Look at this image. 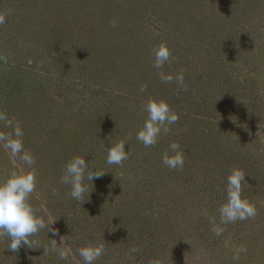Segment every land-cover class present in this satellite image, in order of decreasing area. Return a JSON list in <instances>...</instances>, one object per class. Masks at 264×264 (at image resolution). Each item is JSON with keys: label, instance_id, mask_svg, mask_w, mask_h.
I'll use <instances>...</instances> for the list:
<instances>
[{"label": "rangeland", "instance_id": "1", "mask_svg": "<svg viewBox=\"0 0 264 264\" xmlns=\"http://www.w3.org/2000/svg\"><path fill=\"white\" fill-rule=\"evenodd\" d=\"M0 12V182L34 172L30 203L56 230L16 252L0 235V264H84L86 246L104 249L94 264H264V0H0ZM149 99L179 119L145 147ZM120 141L129 159L108 164ZM174 142L184 165L170 169ZM78 156L104 173L79 202L61 182ZM233 169L256 214L223 223Z\"/></svg>", "mask_w": 264, "mask_h": 264}, {"label": "clouds", "instance_id": "2", "mask_svg": "<svg viewBox=\"0 0 264 264\" xmlns=\"http://www.w3.org/2000/svg\"><path fill=\"white\" fill-rule=\"evenodd\" d=\"M7 13L0 12V24L5 22ZM171 56L167 46H160L154 51V67L162 68L163 64ZM161 80L169 82L173 80L171 75L160 73ZM175 80L181 86L184 77L182 73L176 75ZM144 88L141 89L143 91ZM147 119L143 127L137 132V140L142 142L145 147L153 146L158 142L161 132L167 133L169 126L176 123L179 116L174 112L168 103L163 100L149 99L145 106ZM0 118H3L0 116ZM16 137L22 136L19 127L16 128ZM5 147L11 150L13 156H16L22 150V144L19 139L7 140ZM126 141H120L108 149L107 163L121 164L124 160L129 159V153L125 150ZM170 151L174 155L165 154L162 162L170 169L182 168L184 165V154L180 145L172 143ZM28 165L34 163L29 155L21 157ZM104 173L100 171H88V163L85 157H74L65 166L64 176L61 182L71 186L69 195L77 202L85 199L89 194V189L85 180L93 182L94 178H100ZM246 174L240 169H233L227 178V203L220 208L221 220L223 223H229L236 220H246L255 216V207L247 200L242 199V185L246 182ZM36 187V175L32 171L14 173L7 180L0 182V235H7L10 239L8 249L16 252L21 244L31 248L30 237L37 234L41 229H48V233L56 234V230L51 226L55 221L49 219L47 222L44 218L37 215L36 210L30 203V196ZM220 230H217L219 234ZM55 240V239H54ZM56 241V240H55ZM61 243L64 241L61 238ZM65 244V243H64ZM44 248V252L48 249ZM51 251L58 252L60 258L67 259L68 251L60 250L53 245ZM240 251H244L241 249ZM104 252L102 246H86L79 249V255L83 258L84 264H94ZM239 256L234 257L238 259Z\"/></svg>", "mask_w": 264, "mask_h": 264}]
</instances>
